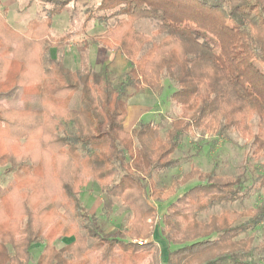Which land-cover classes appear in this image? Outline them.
<instances>
[{"label":"trees","instance_id":"trees-1","mask_svg":"<svg viewBox=\"0 0 264 264\" xmlns=\"http://www.w3.org/2000/svg\"><path fill=\"white\" fill-rule=\"evenodd\" d=\"M46 1L52 4L46 17L28 21L24 33L0 14V95L20 90L36 95L40 104L24 109L0 104V139L9 149L0 161L12 166L13 145L39 139L40 150L65 171L44 191L35 166H12L13 182L0 187V205L9 203V212L0 214V255L10 264H28L31 246L43 241L39 264H142L149 256L160 264L152 238L156 229L166 245L163 264H264V0H100V14L91 17L106 29L90 41L114 46L128 62L116 87L104 62L101 75L88 59L70 69L47 56L52 17L72 0ZM140 20L154 21L150 35L135 29ZM69 36L56 44L63 46ZM52 83L56 86L49 87ZM139 85L158 95L172 90L170 100L181 113L169 122L161 116L167 128L153 121H139L131 132L123 128L127 91ZM76 93L79 101L72 107ZM193 129L220 138L244 133L251 139L248 158L260 168L250 183L243 174H200L171 200L157 227L149 228L147 221L159 215L157 203L169 191L151 189V180L180 163L169 156ZM83 174L132 212L131 231L101 233L95 216L80 205ZM195 174L185 173L180 182ZM252 194L262 199L251 207L210 212ZM42 199L48 202L44 213L64 223L60 233L74 229L71 241L59 249L40 225ZM141 234L145 244L127 239Z\"/></svg>","mask_w":264,"mask_h":264},{"label":"rangeland","instance_id":"rangeland-1","mask_svg":"<svg viewBox=\"0 0 264 264\" xmlns=\"http://www.w3.org/2000/svg\"><path fill=\"white\" fill-rule=\"evenodd\" d=\"M46 1V0H45ZM42 0H1L0 14L5 17L7 11L11 15L21 16L23 23L19 24V33H24L26 23L30 20H42L46 17L52 4ZM100 0H72L66 5H61L57 9V14L52 17V26L50 35L53 41L49 43L48 57L62 59L64 64L75 69L80 67V63L89 60V65L94 71L103 75L104 71L100 70L104 62L106 74L109 76L112 87L118 86V83L124 78L128 71L129 64L126 59L118 51L112 48L107 49L103 46H95L91 43L90 38L94 35L102 34L106 25L98 24L94 18L98 11L97 5ZM5 6V7H4ZM7 10V11H6ZM92 16V17H91ZM6 20V19H5ZM108 20V24L111 23ZM135 29L148 35L155 29V23L151 20H140L135 22ZM17 31V30H16ZM70 35L63 46L56 44L57 38ZM88 45V46H87ZM46 63V62H45ZM47 66V64H45ZM56 86L52 83L50 86ZM48 87V88H49ZM172 90L164 89L161 95L150 91L143 85L131 87L127 91V114L123 121V128L132 131L138 126L139 121L146 123L149 121L161 122L164 128L168 127V123L161 120V116L167 117V122L177 118L181 109L170 100ZM75 98V99H74ZM71 106L77 107L79 94H74ZM0 104L5 107H13L24 109L27 107L37 108L40 106L39 99L36 95H22L20 90H15L9 95H0ZM204 132L191 130L183 135L179 147L170 154L169 157L180 160L177 166L171 170L155 175L151 180L150 188L153 185L162 187L163 190H169L167 195L163 197L161 203H157L158 216L153 220H148L149 228H155L158 225L159 216L164 213L171 200L180 194L190 183L196 180L200 174L215 171L218 174L237 175L243 174L247 182H251L260 168L259 161L248 158V147L251 139L244 133L235 132L228 133V137H216L213 132ZM16 142L13 145L14 166L24 163L28 166H35L34 171L43 177V190L47 191L49 187L56 181L58 173L65 171L58 160L53 159L43 151H41V142L39 139L30 140L29 142ZM0 139V157L8 151ZM23 144H26L23 146ZM39 156H38V155ZM263 159L260 160V162ZM1 162V161H0ZM6 161L0 163V187L4 188L14 180V170ZM196 170L194 179H189L185 184L180 181L182 176L190 171ZM80 205L86 208L90 215L95 216V224L101 228V233L107 235L118 230L127 229L131 231L133 226L129 223L132 218V212L122 202L114 197L106 194L105 187L94 180L89 175H80ZM112 176L110 180L114 179ZM19 183L20 178L17 179ZM29 192L34 191L32 189ZM60 194L59 188L56 189ZM43 192V191H42ZM40 198V197H37ZM262 197L252 194L243 203H233L222 206H216L210 212H219L224 208H233L240 210L243 207H251L255 203H259ZM0 205V214L9 212V203L7 200ZM39 208L37 214H40V225H45V229L52 236L51 245L59 249L71 241L68 235L74 232L70 226L64 233H60L62 225L56 222V216L53 214H45L48 208V202L44 199L37 202ZM55 222V223H54ZM148 228V229H149ZM129 234V232H128ZM23 235L18 234L15 239L19 240ZM159 248L160 264L166 260V245L158 238L157 231L154 229L153 236ZM127 239L134 244H145L146 238L144 234L140 236L129 235ZM44 249V242L34 243L31 248V257L28 264H39L38 258ZM0 255V264H10ZM152 257H147L142 264H152Z\"/></svg>","mask_w":264,"mask_h":264},{"label":"crops","instance_id":"crops-1","mask_svg":"<svg viewBox=\"0 0 264 264\" xmlns=\"http://www.w3.org/2000/svg\"><path fill=\"white\" fill-rule=\"evenodd\" d=\"M5 7V6H4ZM7 11V10H6ZM6 21L17 31L20 30L19 24L23 23L22 17L17 15H11L8 11L4 17ZM27 23V22H25ZM129 131V130H126Z\"/></svg>","mask_w":264,"mask_h":264}]
</instances>
